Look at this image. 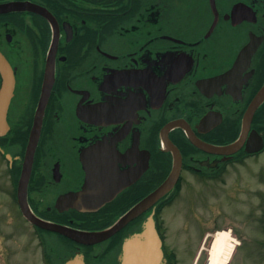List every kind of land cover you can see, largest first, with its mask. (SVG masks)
Listing matches in <instances>:
<instances>
[{"label": "flooded vegetation", "instance_id": "obj_1", "mask_svg": "<svg viewBox=\"0 0 264 264\" xmlns=\"http://www.w3.org/2000/svg\"><path fill=\"white\" fill-rule=\"evenodd\" d=\"M0 54L14 76L0 191L56 242L44 264H126L125 240L152 219L159 264H175L166 212L264 152L250 150L264 140V102L246 117L264 87V0H0ZM37 133L26 195L44 221L103 231L172 188L96 244L41 229L18 201Z\"/></svg>", "mask_w": 264, "mask_h": 264}, {"label": "rangeland", "instance_id": "obj_2", "mask_svg": "<svg viewBox=\"0 0 264 264\" xmlns=\"http://www.w3.org/2000/svg\"><path fill=\"white\" fill-rule=\"evenodd\" d=\"M1 170L5 177L3 164ZM5 196L0 191V264H44V248L56 242L48 235L42 242ZM166 214V243L177 255L175 264H209L219 231L240 242L227 264H264V152L232 169L226 185L195 183V199L182 197Z\"/></svg>", "mask_w": 264, "mask_h": 264}, {"label": "water", "instance_id": "obj_3", "mask_svg": "<svg viewBox=\"0 0 264 264\" xmlns=\"http://www.w3.org/2000/svg\"><path fill=\"white\" fill-rule=\"evenodd\" d=\"M0 71L2 74V82L0 86V137L5 135L9 129L7 123V112L10 106L11 99L13 97V90H14V76L11 72L10 66L5 58L0 54ZM264 102V87L258 93L254 101L248 108L246 117H248V122L250 124L251 119L257 108ZM41 129V118L35 122V126L33 131L40 132ZM39 133L32 136L35 143H30L26 162L22 171V175L20 178V185H19V203L22 210L24 217L32 224H35L42 229L54 231L60 233L76 242L85 245L96 244L101 241H104L114 235L117 231H119L129 220L135 218L139 215L144 207L147 205H153L157 202L168 190L172 188L171 180H168L162 186H160L156 191H154L151 196L147 197L141 203H138L133 210H131L127 215L119 219V221L112 226L103 231L97 232H89V231H80L77 229H73L67 226L53 224L47 221H44L31 211L28 201H27V187L31 176L32 170V163L33 157L35 153V149L37 146V142L39 139ZM264 146L263 139L260 137V141L257 145H254L250 150L251 151H260ZM234 147V146H232ZM152 246L154 249L155 255V264H159V259L163 256L160 250V240L155 230L154 220H150L148 224L144 226L142 232L134 235L125 240L124 242V257L126 264H151L148 259L135 261V251L134 247L136 246ZM134 248V249H133ZM62 264H86L84 261V256L82 254H77L69 259H67Z\"/></svg>", "mask_w": 264, "mask_h": 264}, {"label": "bare ground", "instance_id": "obj_4", "mask_svg": "<svg viewBox=\"0 0 264 264\" xmlns=\"http://www.w3.org/2000/svg\"><path fill=\"white\" fill-rule=\"evenodd\" d=\"M14 92V90H13ZM240 242L228 231H219L213 235V242L209 252V264H227ZM152 246H136L135 261L148 259L155 264V255Z\"/></svg>", "mask_w": 264, "mask_h": 264}, {"label": "trees", "instance_id": "obj_5", "mask_svg": "<svg viewBox=\"0 0 264 264\" xmlns=\"http://www.w3.org/2000/svg\"><path fill=\"white\" fill-rule=\"evenodd\" d=\"M169 259L170 260L175 259V254L173 252L169 253Z\"/></svg>", "mask_w": 264, "mask_h": 264}]
</instances>
